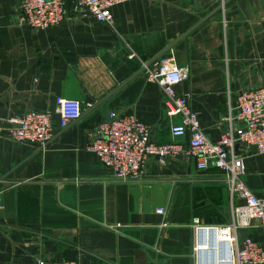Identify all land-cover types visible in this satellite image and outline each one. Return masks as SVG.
<instances>
[{"label": "crops", "instance_id": "1", "mask_svg": "<svg viewBox=\"0 0 264 264\" xmlns=\"http://www.w3.org/2000/svg\"><path fill=\"white\" fill-rule=\"evenodd\" d=\"M20 2L0 0V264H194L193 220H229L221 172L181 154L148 159L139 182L117 181L87 146L112 111L148 126L158 144L174 141L179 118L165 115L142 68L162 52L188 69L177 91L216 142L236 97L264 86V0H130L111 8L113 28L64 0V21L42 31L20 20ZM59 97L81 102L79 119H60ZM32 110L52 115L43 147L8 132L9 117ZM236 152L245 186L264 199V153Z\"/></svg>", "mask_w": 264, "mask_h": 264}, {"label": "built area", "instance_id": "2", "mask_svg": "<svg viewBox=\"0 0 264 264\" xmlns=\"http://www.w3.org/2000/svg\"><path fill=\"white\" fill-rule=\"evenodd\" d=\"M130 0H73V10L88 14L97 22L113 28L111 8ZM20 20L36 31L60 25L65 19L64 0H21ZM128 59H136L133 50ZM149 82L163 95L168 118L178 117L170 126L174 141L158 144L150 128L131 116L109 112L95 129L87 150L94 153L102 167L111 170L117 181L139 182L150 158L163 161L184 154L193 158L198 171L217 169L222 174L229 204V220L224 224L203 225L193 220L194 264H264V199L257 198L244 184V167L237 155L238 146L255 147L264 153V86L242 91L236 97L235 113L226 117V129L216 142L208 140L199 127L198 115L188 106V95L177 87L188 77V69L178 67L171 58L142 63ZM55 112L63 121L80 118L83 108L78 100L55 98ZM8 132L17 143L45 146L53 138L52 115L29 111L6 120ZM238 124V125H237ZM188 137L186 143L181 141ZM157 213L163 214L159 208ZM257 230L260 240L241 231ZM249 233V232H248ZM30 264H78L76 261H46L34 258Z\"/></svg>", "mask_w": 264, "mask_h": 264}, {"label": "water", "instance_id": "3", "mask_svg": "<svg viewBox=\"0 0 264 264\" xmlns=\"http://www.w3.org/2000/svg\"><path fill=\"white\" fill-rule=\"evenodd\" d=\"M163 53H164V52H162L161 54H159V55L156 57V59L160 58L161 55H162ZM156 59H155V60H156ZM84 102L89 104V103H92V100H90L89 98H85ZM253 149H255V147H253ZM255 150H256V149H255ZM0 205H1V201H0Z\"/></svg>", "mask_w": 264, "mask_h": 264}]
</instances>
